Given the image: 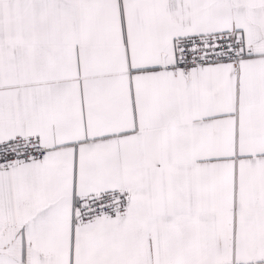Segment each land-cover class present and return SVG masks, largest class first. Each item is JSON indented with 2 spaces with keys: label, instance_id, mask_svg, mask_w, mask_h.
<instances>
[{
  "label": "snow or ice",
  "instance_id": "1",
  "mask_svg": "<svg viewBox=\"0 0 264 264\" xmlns=\"http://www.w3.org/2000/svg\"><path fill=\"white\" fill-rule=\"evenodd\" d=\"M0 264H264V0H0Z\"/></svg>",
  "mask_w": 264,
  "mask_h": 264
}]
</instances>
